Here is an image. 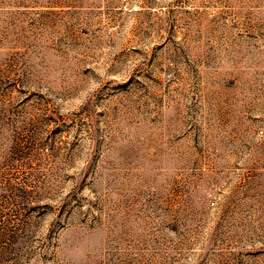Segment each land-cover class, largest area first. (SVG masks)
Masks as SVG:
<instances>
[{"label": "rangeland", "instance_id": "374dc122", "mask_svg": "<svg viewBox=\"0 0 264 264\" xmlns=\"http://www.w3.org/2000/svg\"><path fill=\"white\" fill-rule=\"evenodd\" d=\"M0 264H264V0H0Z\"/></svg>", "mask_w": 264, "mask_h": 264}]
</instances>
